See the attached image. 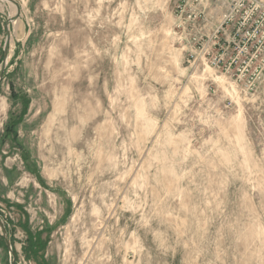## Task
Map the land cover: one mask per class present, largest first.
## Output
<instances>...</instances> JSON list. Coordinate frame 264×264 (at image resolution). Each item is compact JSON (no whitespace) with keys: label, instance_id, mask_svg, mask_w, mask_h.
I'll list each match as a JSON object with an SVG mask.
<instances>
[{"label":"rangeland","instance_id":"obj_1","mask_svg":"<svg viewBox=\"0 0 264 264\" xmlns=\"http://www.w3.org/2000/svg\"><path fill=\"white\" fill-rule=\"evenodd\" d=\"M179 5L0 0V264H264V76L187 59Z\"/></svg>","mask_w":264,"mask_h":264},{"label":"built area","instance_id":"obj_2","mask_svg":"<svg viewBox=\"0 0 264 264\" xmlns=\"http://www.w3.org/2000/svg\"><path fill=\"white\" fill-rule=\"evenodd\" d=\"M175 17L187 59L236 83L264 76V0H180Z\"/></svg>","mask_w":264,"mask_h":264},{"label":"trees","instance_id":"obj_3","mask_svg":"<svg viewBox=\"0 0 264 264\" xmlns=\"http://www.w3.org/2000/svg\"><path fill=\"white\" fill-rule=\"evenodd\" d=\"M45 245L46 243H41L40 237L38 235L34 239L28 237L27 247L23 249V254L25 255L27 259H32L33 261L38 262L39 260H42V257L41 255H39V253L44 251ZM0 246L5 247L4 241L1 236H0ZM13 256H14V253H13ZM39 264H44V263L43 262L40 263L39 261Z\"/></svg>","mask_w":264,"mask_h":264},{"label":"water","instance_id":"obj_4","mask_svg":"<svg viewBox=\"0 0 264 264\" xmlns=\"http://www.w3.org/2000/svg\"><path fill=\"white\" fill-rule=\"evenodd\" d=\"M0 231H1V233L4 235V242H5V245L7 246L8 250H9L10 252H12V251H11L10 244L8 243L7 238H6L7 233H6L5 229H4L3 227H0Z\"/></svg>","mask_w":264,"mask_h":264}]
</instances>
